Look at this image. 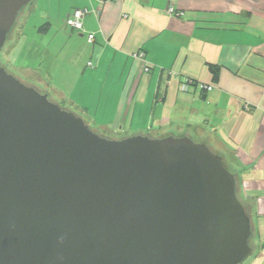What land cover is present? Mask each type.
<instances>
[{"label": "water", "instance_id": "1", "mask_svg": "<svg viewBox=\"0 0 264 264\" xmlns=\"http://www.w3.org/2000/svg\"><path fill=\"white\" fill-rule=\"evenodd\" d=\"M32 0H0V53ZM238 174L189 134L112 138L0 60V264H245Z\"/></svg>", "mask_w": 264, "mask_h": 264}, {"label": "crops", "instance_id": "2", "mask_svg": "<svg viewBox=\"0 0 264 264\" xmlns=\"http://www.w3.org/2000/svg\"><path fill=\"white\" fill-rule=\"evenodd\" d=\"M71 2L66 21L78 9L88 14L81 31L60 19L48 42L64 59L69 55L71 66L66 72L55 64L53 90L103 133L189 134L223 154L254 214L258 248L245 264H264V0ZM36 30L34 43L46 46L52 25ZM20 32L7 63L13 59L12 69L36 73L34 52ZM140 52L144 60L136 58ZM210 66L219 68L217 79ZM200 84L214 89L202 92Z\"/></svg>", "mask_w": 264, "mask_h": 264}, {"label": "rangeland", "instance_id": "3", "mask_svg": "<svg viewBox=\"0 0 264 264\" xmlns=\"http://www.w3.org/2000/svg\"><path fill=\"white\" fill-rule=\"evenodd\" d=\"M68 9H73V2H71V0H32V2L23 9L17 25L15 26L10 38L8 39L3 51L0 53V60L2 61V64L5 67H7V69L11 73L15 74L24 82L37 85V87L41 91H45L49 93L53 101L59 103L62 107L67 108L81 115V112H79L77 108L65 102L60 97V95H57L55 93V91L53 90V80L50 78L52 77L50 74L53 73V71H55L53 69L55 67V64H58L59 69L63 68V70L66 72H70L71 70L70 68L71 66L69 64V55L64 59V56L59 55L56 49L53 50L52 47L50 49L47 48L48 42L52 39L53 36L57 34L56 33L58 31L57 24L60 23V19L61 21L62 20L64 22L66 21L65 13ZM46 22H50V24L52 25L51 35L50 37L45 39L46 46L39 45V47H37L38 45L36 46V44L34 43V41L38 38V32L36 28L44 26ZM20 31H25L27 35V39L25 40L27 42L25 48L29 51L31 50L34 52L35 57L33 58L34 60H31V63L32 64L34 63V65L38 68V71L36 73L26 74L21 71L12 69V66H15V64L13 63V59L11 61L14 65L12 63L9 65L7 63L6 57H8L7 55L9 54L8 53L9 46L12 40L14 39V37H17L18 34H21ZM60 41H59L60 47L63 45L65 46V39L62 38ZM61 49H63V47H61ZM18 54L19 53L15 55L16 60L18 65H21L23 60L21 58V55L19 56ZM55 81L57 82V80ZM83 118L86 121H88L87 118L85 117ZM103 134H106L112 138L120 137L107 133H103ZM191 137L193 140L197 142L201 141L199 138H196L195 136H191ZM229 158L233 160L232 156ZM253 240H254L253 241L254 247L255 249H257L258 244L255 241L256 239Z\"/></svg>", "mask_w": 264, "mask_h": 264}, {"label": "built area", "instance_id": "4", "mask_svg": "<svg viewBox=\"0 0 264 264\" xmlns=\"http://www.w3.org/2000/svg\"><path fill=\"white\" fill-rule=\"evenodd\" d=\"M170 14H176L175 10L173 8L169 9ZM96 14H98V11H95ZM88 14V11L86 10H75L72 15L67 19L66 24L75 31H81L83 30V20L84 17ZM176 15L182 16L183 14L177 13ZM95 36L94 35H89V41L93 42ZM136 58L144 60L145 54L144 52H140L136 55ZM89 66H92V63H89ZM146 71H150V68L147 66ZM182 90H187L188 88V83L182 84ZM199 89L202 92H210L214 89L212 85H205V84H200Z\"/></svg>", "mask_w": 264, "mask_h": 264}, {"label": "trees", "instance_id": "5", "mask_svg": "<svg viewBox=\"0 0 264 264\" xmlns=\"http://www.w3.org/2000/svg\"><path fill=\"white\" fill-rule=\"evenodd\" d=\"M102 1H106V0H102ZM210 70L212 71V73L214 74V76H215V78L217 79L218 78V73H219V68L217 67V66H210ZM55 93L57 94V95H59L58 94V92L55 90ZM82 115V114H81ZM83 116V115H82ZM84 117V116H83ZM226 159V158H225ZM226 163L228 164V167L230 168V169H232V171H234V173H236L235 172V170L230 166V164H229V162H228V160L226 159ZM240 196H241V190H240ZM241 198H242V200L247 204V202L244 200V198L241 196Z\"/></svg>", "mask_w": 264, "mask_h": 264}, {"label": "flooded vegetation", "instance_id": "6", "mask_svg": "<svg viewBox=\"0 0 264 264\" xmlns=\"http://www.w3.org/2000/svg\"><path fill=\"white\" fill-rule=\"evenodd\" d=\"M238 178H239V176H238ZM246 201V200H245ZM247 202V201H246ZM248 205H249V203H247ZM250 206V205H249ZM251 207V206H250ZM252 208V207H251ZM252 215H253V218H254V214H253V212H252Z\"/></svg>", "mask_w": 264, "mask_h": 264}]
</instances>
